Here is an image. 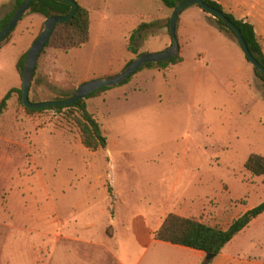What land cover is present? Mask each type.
<instances>
[{
    "label": "rangeland",
    "instance_id": "rangeland-1",
    "mask_svg": "<svg viewBox=\"0 0 264 264\" xmlns=\"http://www.w3.org/2000/svg\"><path fill=\"white\" fill-rule=\"evenodd\" d=\"M79 1L90 11L89 41L44 48L32 102L65 99L171 44L173 9L161 0ZM199 10L179 16L181 62L144 66L86 99L103 148L82 144L70 110L28 112L11 95L0 115V264H164L182 254L152 241L168 214L226 228L264 201V174L246 168L250 154L264 156V82L237 39ZM44 20L25 13L0 44V101L21 88L16 64ZM142 22L151 26L134 54L128 41ZM230 247L264 264V213Z\"/></svg>",
    "mask_w": 264,
    "mask_h": 264
},
{
    "label": "trees",
    "instance_id": "trees-1",
    "mask_svg": "<svg viewBox=\"0 0 264 264\" xmlns=\"http://www.w3.org/2000/svg\"><path fill=\"white\" fill-rule=\"evenodd\" d=\"M76 1V0H75ZM162 3L171 9H174L176 5L182 0H161ZM209 5L223 11L225 15L239 28L245 41L248 44L249 50L256 57V59L264 66V52L257 36L254 32L253 26L242 20L238 19L230 13L223 10V7L213 0H204ZM24 2V0H15L13 9L3 18H0V30H2L10 21L14 14V11ZM77 2V1H76ZM78 6L73 17L67 21L59 22L55 25L50 38L45 46L54 45V47L61 51H69L71 49L80 47L87 43L90 38V11L80 5ZM73 9V5L62 0H33L27 12L37 13L47 18L52 15H68ZM184 10V9H183ZM26 12V13H27ZM22 18V17H21ZM20 18V19H21ZM217 28L221 31L232 34L235 38L234 31L220 18L213 17ZM177 20V25L178 26ZM169 24V22H168ZM151 26V23H140L131 33L128 41V48L134 54H138L135 40L141 36L143 29ZM12 32V31H11ZM7 34L3 39L0 40V44L8 39ZM44 52V49L43 51ZM26 53L21 55L19 58L16 68L18 73L22 74L23 63L26 57ZM182 61V57H172L166 61L158 63H147L144 66L151 67L157 65L160 69L168 67L170 64H176ZM131 62H127L126 66ZM142 66V67H144ZM140 67L137 71H139ZM257 77L264 82V74L256 67H253ZM136 71V72H137ZM135 72V73H136ZM134 73V74H135ZM35 76V74H34ZM133 76V75H132ZM126 79L123 83L128 82L130 78ZM32 86V85H31ZM111 87H103L99 90L90 93L85 99H80L68 106H50L43 107L40 109L26 108L23 105L21 99V88H11L0 101V115L7 106V101L13 93H18L20 103L25 107L28 112H38L46 109H54L61 111L64 109L70 110L71 117L73 118L76 126L79 128L80 138L82 144L90 149L97 150L107 145V137L104 134L101 124L96 117L88 110L86 99L92 98L101 92H104ZM31 90V88H30ZM71 96V95H70ZM69 97V96H67ZM66 97V98H67ZM246 168L255 175L264 174V156L259 153H252L249 155L246 161ZM264 213V201L258 205L246 210L239 217L234 219L232 223L225 229L212 226L193 218L180 216L177 214L170 213L166 216L159 228L153 233V237L156 240L168 242L171 244H177L186 246L196 250L203 251L205 254L214 253L215 256L221 253L223 248L245 227H247L251 221L257 218L259 215ZM210 261H205L203 264H208Z\"/></svg>",
    "mask_w": 264,
    "mask_h": 264
},
{
    "label": "water",
    "instance_id": "water-1",
    "mask_svg": "<svg viewBox=\"0 0 264 264\" xmlns=\"http://www.w3.org/2000/svg\"><path fill=\"white\" fill-rule=\"evenodd\" d=\"M32 1L33 0H24V2L14 11V14L8 24L2 30H0V40L3 39L14 29L16 24L19 22L20 18L28 11ZM62 1H66L72 4V11L66 16L52 15L45 18L40 33L34 39L31 47L26 53V57L23 63V71L21 74V99L23 105L26 108L40 109L43 107L50 106H68L77 100L85 99L90 93H93L99 90L100 88L114 87L123 83L126 79L132 76L140 67L144 66L147 63H158L161 61H166L172 57H177L180 54V44L178 41L176 28L177 20L183 9L192 4H197L203 11L211 14L213 17H218L222 19L234 31L237 42L239 43L246 59L250 62L253 67L258 68L264 74V66L256 59V57L249 50L248 44L245 41L243 35L241 34L239 28L225 15L223 11L209 5L204 0H182L176 5L170 16L168 29L171 35V44L164 50L158 52L140 53L136 55L131 60V62L118 73L81 83L74 89L71 96L65 99L32 102L29 99V93L34 79V74L36 71V66L39 57L43 49L45 48L55 25L59 22L71 19L78 6L75 0ZM214 257V253L206 254L207 261L212 260Z\"/></svg>",
    "mask_w": 264,
    "mask_h": 264
},
{
    "label": "crops",
    "instance_id": "crops-1",
    "mask_svg": "<svg viewBox=\"0 0 264 264\" xmlns=\"http://www.w3.org/2000/svg\"><path fill=\"white\" fill-rule=\"evenodd\" d=\"M76 1L80 5L87 8V6L82 4L79 0H76ZM213 1L220 4L223 7V10L225 12L232 14L238 19H242L250 23L253 26L254 32L264 52V0H213ZM14 3H15V0H0V18H3L5 15L11 12V10L13 9ZM201 10L197 12L201 13L202 12ZM90 27H91V19H90ZM19 82L21 83V79ZM232 240L223 248L221 253L216 255L211 260L209 264H258L254 260H251V259H247V258L239 259L236 256L237 255L235 253L236 251L233 250L232 247H230ZM152 241L154 243H159L165 246L172 247L173 249L182 252V254H180L174 259L170 257L167 259H164L163 261L164 264H201L204 256L206 259V254L203 251L189 248L186 246L163 242V241L154 239V237Z\"/></svg>",
    "mask_w": 264,
    "mask_h": 264
}]
</instances>
